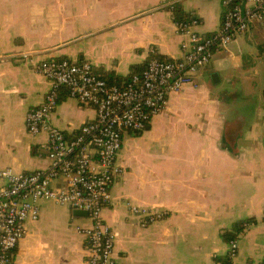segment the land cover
I'll return each mask as SVG.
<instances>
[{"label": "crops", "instance_id": "1", "mask_svg": "<svg viewBox=\"0 0 264 264\" xmlns=\"http://www.w3.org/2000/svg\"><path fill=\"white\" fill-rule=\"evenodd\" d=\"M224 1L0 0V173L50 166L47 136L27 129L28 113L51 89L35 69L41 62H88L100 78L124 84L152 58H182L188 38L174 6L206 37L221 28ZM196 82L172 95L144 132L124 136L123 173L102 212L116 237L117 264H215L227 260V233L238 243L230 264L264 263V20L216 52ZM95 119L63 90L51 124L73 138ZM132 207L163 218L143 226ZM91 226L70 208L42 203L16 263L86 264L79 230Z\"/></svg>", "mask_w": 264, "mask_h": 264}, {"label": "built area", "instance_id": "2", "mask_svg": "<svg viewBox=\"0 0 264 264\" xmlns=\"http://www.w3.org/2000/svg\"><path fill=\"white\" fill-rule=\"evenodd\" d=\"M224 6V21L216 34L194 33L196 22L179 24V31L188 38L182 45V58L153 60L120 86L108 85L88 62L49 60L35 67L51 89L44 103L28 113L27 129L32 136H47L44 149L50 166L30 174L12 169L0 173L4 184L0 188V264H17L15 250L27 235L26 224L39 220L40 205L45 202L87 213L92 226L79 230L87 242L86 264H117L116 237L102 212L111 203L112 185L123 173L118 158L124 136L144 132L166 111L172 95L198 87L199 72L216 52L226 50L253 22L264 20V0H225ZM63 90L96 113V119L73 138L51 124ZM131 211L144 217L143 226L163 218V214L134 207ZM237 255L238 243L232 241L227 261ZM215 264L228 263L216 260Z\"/></svg>", "mask_w": 264, "mask_h": 264}, {"label": "trees", "instance_id": "3", "mask_svg": "<svg viewBox=\"0 0 264 264\" xmlns=\"http://www.w3.org/2000/svg\"><path fill=\"white\" fill-rule=\"evenodd\" d=\"M173 18H174V21L177 23V24H191L194 19L191 18L189 15L185 14L179 7L178 5L177 6H174L173 7ZM152 59H158L160 60V58H152ZM107 83L108 85L110 86H120L121 83L120 81L117 79V78H114L113 76H107L105 78H103ZM225 238L227 239V241L229 243H231L232 241H234L235 237L230 234V233H227L225 234ZM218 261H222V262H226V263H230L229 261L227 260H218Z\"/></svg>", "mask_w": 264, "mask_h": 264}, {"label": "water", "instance_id": "4", "mask_svg": "<svg viewBox=\"0 0 264 264\" xmlns=\"http://www.w3.org/2000/svg\"><path fill=\"white\" fill-rule=\"evenodd\" d=\"M213 79H215V77H213ZM75 215L78 217H88L87 213L79 211H75Z\"/></svg>", "mask_w": 264, "mask_h": 264}, {"label": "rangeland", "instance_id": "5", "mask_svg": "<svg viewBox=\"0 0 264 264\" xmlns=\"http://www.w3.org/2000/svg\"><path fill=\"white\" fill-rule=\"evenodd\" d=\"M242 34H244V33H242ZM239 35H241V34H239ZM239 35H237L236 37H238ZM236 39V38H235ZM233 42V41H232ZM230 46V45H229ZM228 46V47H229ZM227 50V49H226ZM167 110V109H166ZM155 214H159V213H155ZM116 241V240H115ZM229 254V253H228Z\"/></svg>", "mask_w": 264, "mask_h": 264}]
</instances>
